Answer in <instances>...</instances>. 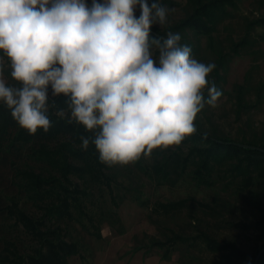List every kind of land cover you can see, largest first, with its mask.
<instances>
[{"label":"clouds","instance_id":"obj_1","mask_svg":"<svg viewBox=\"0 0 264 264\" xmlns=\"http://www.w3.org/2000/svg\"><path fill=\"white\" fill-rule=\"evenodd\" d=\"M168 12L159 0H0V102L35 135L51 127L49 89L69 97L68 111L56 115L94 131L99 161L108 166L180 146L196 132L205 104L216 107L222 93L208 80L215 64L193 58L179 33L150 36ZM6 66L19 86L6 82ZM81 140L87 149L89 139Z\"/></svg>","mask_w":264,"mask_h":264},{"label":"trees","instance_id":"obj_2","mask_svg":"<svg viewBox=\"0 0 264 264\" xmlns=\"http://www.w3.org/2000/svg\"><path fill=\"white\" fill-rule=\"evenodd\" d=\"M234 0H188L191 11L172 25L163 29L152 25L150 36L167 38L169 31L181 35L180 43L192 49L196 48L188 38L192 32L196 36L208 37L212 43L213 24L218 9L225 2ZM103 3L104 0H97ZM154 0H149L151 4ZM86 3L91 6L92 0ZM162 6L167 0H159ZM138 18L139 12L135 11ZM255 24H264V18L247 24L250 29ZM245 40L235 44H244ZM2 54V53H1ZM156 52L154 56H157ZM225 54L218 51L215 69L208 80L214 84L221 78L220 69L225 63ZM7 61V60H6ZM9 85L19 86L8 73ZM258 89V98L261 90ZM236 95L239 109H248L238 87ZM205 99L208 91H204ZM49 111L51 127L48 132L39 129L30 135L20 128L12 118L10 110L0 102V264H68V257L78 252L76 242L68 240L69 226L79 222L88 230L91 228L96 238H101L100 225L117 220L116 213L110 207L92 210L88 204L94 192L107 191L112 207L118 206V198L130 194L141 204L136 189L125 187L117 179L121 171L118 165L108 166L99 161V154L92 143L94 131H87L76 123H68L67 117L56 115L58 109L68 111L69 97H52L49 89ZM55 107H52V100ZM201 112L195 120L196 132L187 137L180 146L166 150H154L151 161L143 156L133 167L140 169L157 185L175 184L184 175H189L198 185L215 187L210 203L197 202L207 213L215 218L233 215L245 211L251 217L259 214V220L237 221L229 223L241 229H264V134L244 131L231 136L214 123L201 119ZM81 137L89 139L87 149L81 147ZM127 166V165H126ZM131 171V170H130ZM188 202L182 198L167 202H155L153 208L158 212L180 211ZM29 206V210L26 208ZM239 215V214H238ZM85 220V222H84ZM248 220V219H247ZM229 222V221H228ZM200 238L207 250L217 254L215 264H253L255 256L264 245H255L250 252L240 246L236 240L219 241L200 230ZM260 238V237H259ZM185 241L183 235L174 234L165 242L154 244L165 247L169 256L171 248L178 241ZM257 264H264V252Z\"/></svg>","mask_w":264,"mask_h":264},{"label":"rangeland","instance_id":"obj_3","mask_svg":"<svg viewBox=\"0 0 264 264\" xmlns=\"http://www.w3.org/2000/svg\"><path fill=\"white\" fill-rule=\"evenodd\" d=\"M164 7L169 10L167 23L164 26L153 24L160 29L172 25L191 11L188 0H167ZM135 11L140 13L139 6ZM260 18H264V0H234L232 3L225 2L217 10L211 44L207 36H196L192 32L188 34L196 48L195 59L215 63L218 51L226 55L224 66L220 69L221 78L215 83L222 95L216 107L205 104L200 117L206 123L210 121L218 125L231 136L243 131L248 135L252 131L257 135L264 134V24L254 23L247 29L249 22ZM241 39L245 40L244 44L236 47L235 44ZM156 52L153 47V54ZM5 63L7 65L6 58ZM9 72L6 66V82H9ZM239 86L242 87L240 95L243 101L254 106L239 109L236 99ZM260 86L263 89L258 98ZM145 159L151 161L152 155ZM117 165L121 170L117 179L125 186L121 187V192L125 193L123 188H134L140 200H147L148 205L141 204L128 194L122 200L118 198V206L112 207L107 191H95L91 197L94 203L88 205L96 213L100 207H110L116 213L117 220L100 225L101 238H96L91 228L88 230L73 221L67 239L76 242L78 252L68 257V264H215L218 256L207 250L203 241L197 238L200 230L219 241L236 240L248 252L264 239V229L244 230L229 225L239 220L249 223L254 219L259 220V214L251 217L242 211L215 218L197 204L210 203L220 185H198L189 175H184L173 185H157L132 163ZM182 198H188V202L180 211L166 214L151 210L155 202ZM26 208L30 209L29 206ZM174 234L183 235L186 240H178L167 257V246L161 247L154 242H165ZM239 264H245V261Z\"/></svg>","mask_w":264,"mask_h":264},{"label":"water","instance_id":"obj_4","mask_svg":"<svg viewBox=\"0 0 264 264\" xmlns=\"http://www.w3.org/2000/svg\"><path fill=\"white\" fill-rule=\"evenodd\" d=\"M251 148H256V149H258V150H260V151H264L263 149L258 148V147H253V146H251ZM263 252H264V245H263V247L258 251L257 255L255 256V259H254L253 264H257V262H258V260H259V258H260V256H261V254H262Z\"/></svg>","mask_w":264,"mask_h":264}]
</instances>
